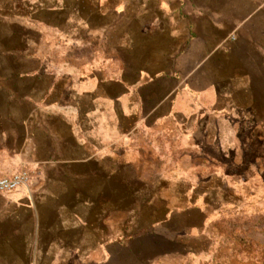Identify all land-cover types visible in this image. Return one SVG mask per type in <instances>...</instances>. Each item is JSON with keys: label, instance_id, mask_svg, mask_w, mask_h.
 <instances>
[{"label": "crops", "instance_id": "crops-1", "mask_svg": "<svg viewBox=\"0 0 264 264\" xmlns=\"http://www.w3.org/2000/svg\"><path fill=\"white\" fill-rule=\"evenodd\" d=\"M75 10L91 17L72 42L86 61L55 57L57 42L36 33L26 48L0 37V178L32 174L0 191V264H157L101 212V162L140 152L149 130L258 129L264 0H82ZM71 12L45 11L44 27Z\"/></svg>", "mask_w": 264, "mask_h": 264}, {"label": "rangeland", "instance_id": "rangeland-1", "mask_svg": "<svg viewBox=\"0 0 264 264\" xmlns=\"http://www.w3.org/2000/svg\"><path fill=\"white\" fill-rule=\"evenodd\" d=\"M80 3L0 0V37L26 48L36 33L38 40L57 42L49 49L55 57L86 61L89 49L72 43L91 20L89 13L71 12ZM63 7L71 12L68 23L44 27L45 11ZM231 126L195 135L149 130L151 141L140 152L101 162L99 183L110 191L100 193V210L114 220L117 238L130 239L143 257L156 253L157 264L160 257L159 264H264V122L258 129Z\"/></svg>", "mask_w": 264, "mask_h": 264}, {"label": "built area", "instance_id": "built-area-1", "mask_svg": "<svg viewBox=\"0 0 264 264\" xmlns=\"http://www.w3.org/2000/svg\"><path fill=\"white\" fill-rule=\"evenodd\" d=\"M31 179V172L28 169H21L10 176L0 178V191H11L20 186L29 185Z\"/></svg>", "mask_w": 264, "mask_h": 264}]
</instances>
